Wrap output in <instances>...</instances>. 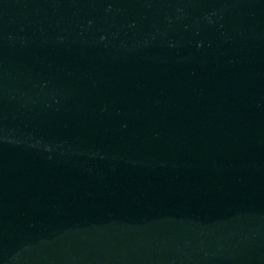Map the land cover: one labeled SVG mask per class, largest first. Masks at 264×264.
Instances as JSON below:
<instances>
[{"label":"water","instance_id":"obj_1","mask_svg":"<svg viewBox=\"0 0 264 264\" xmlns=\"http://www.w3.org/2000/svg\"><path fill=\"white\" fill-rule=\"evenodd\" d=\"M0 264H264V0H0Z\"/></svg>","mask_w":264,"mask_h":264}]
</instances>
